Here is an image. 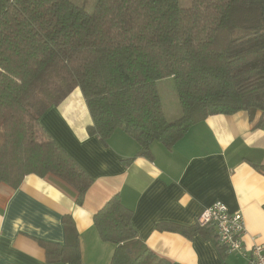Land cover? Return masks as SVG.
Instances as JSON below:
<instances>
[{"label":"trees","instance_id":"16d2710c","mask_svg":"<svg viewBox=\"0 0 264 264\" xmlns=\"http://www.w3.org/2000/svg\"><path fill=\"white\" fill-rule=\"evenodd\" d=\"M173 77L182 114L169 120L158 82ZM81 88L104 143L122 128L152 157L172 149L210 115L262 112L264 0H99L93 12L72 0H0V183L53 174L82 204L93 179L52 138L42 116ZM264 170V166L255 164ZM133 210L114 195L94 215L111 264H171L137 238ZM66 242H42L50 261L83 264L79 235L65 216ZM191 236L199 222H161Z\"/></svg>","mask_w":264,"mask_h":264},{"label":"crops","instance_id":"0c3cea01","mask_svg":"<svg viewBox=\"0 0 264 264\" xmlns=\"http://www.w3.org/2000/svg\"><path fill=\"white\" fill-rule=\"evenodd\" d=\"M261 116L210 115L172 149L155 142L146 157L122 128L107 143L89 133L92 115L77 87L40 121L93 182L82 204L76 189L53 174H29L18 188L0 183V264H68L50 261L42 244L66 242V215L74 220L83 264H111L116 246L101 239L94 215L117 194L134 212L137 238L171 264H245L213 227L186 236L159 224L192 225L221 201L231 212L242 210L246 246L264 244V170L255 167L264 166Z\"/></svg>","mask_w":264,"mask_h":264},{"label":"built area","instance_id":"2783aa9c","mask_svg":"<svg viewBox=\"0 0 264 264\" xmlns=\"http://www.w3.org/2000/svg\"><path fill=\"white\" fill-rule=\"evenodd\" d=\"M198 222L215 228L220 244L227 252L243 256L245 264H264V244L255 243L248 248L244 242L247 230L242 210L231 212L225 203L218 201L203 211Z\"/></svg>","mask_w":264,"mask_h":264},{"label":"rangeland","instance_id":"374dc122","mask_svg":"<svg viewBox=\"0 0 264 264\" xmlns=\"http://www.w3.org/2000/svg\"><path fill=\"white\" fill-rule=\"evenodd\" d=\"M75 4L84 7L87 11L93 12L99 0H72ZM160 95L163 101L164 110L169 120H174L182 114L177 90L173 77L162 79L159 84Z\"/></svg>","mask_w":264,"mask_h":264}]
</instances>
